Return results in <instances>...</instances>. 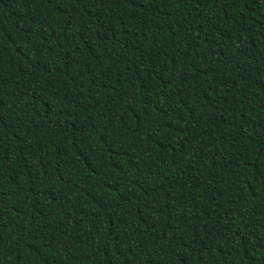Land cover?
Returning <instances> with one entry per match:
<instances>
[{
    "label": "trees",
    "instance_id": "trees-1",
    "mask_svg": "<svg viewBox=\"0 0 264 264\" xmlns=\"http://www.w3.org/2000/svg\"><path fill=\"white\" fill-rule=\"evenodd\" d=\"M0 264H264V0H0Z\"/></svg>",
    "mask_w": 264,
    "mask_h": 264
},
{
    "label": "snow or ice",
    "instance_id": "snow-or-ice-1",
    "mask_svg": "<svg viewBox=\"0 0 264 264\" xmlns=\"http://www.w3.org/2000/svg\"><path fill=\"white\" fill-rule=\"evenodd\" d=\"M203 0H196V6H197V9L199 8V5L200 3H202ZM225 3H228V0H224ZM233 3H235V0H232Z\"/></svg>",
    "mask_w": 264,
    "mask_h": 264
}]
</instances>
